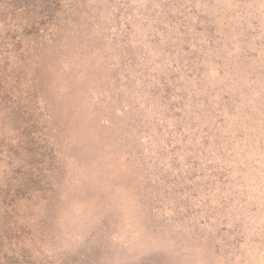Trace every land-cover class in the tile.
Listing matches in <instances>:
<instances>
[{"label": "rangeland", "instance_id": "rangeland-1", "mask_svg": "<svg viewBox=\"0 0 264 264\" xmlns=\"http://www.w3.org/2000/svg\"><path fill=\"white\" fill-rule=\"evenodd\" d=\"M0 264H264V0H0Z\"/></svg>", "mask_w": 264, "mask_h": 264}]
</instances>
